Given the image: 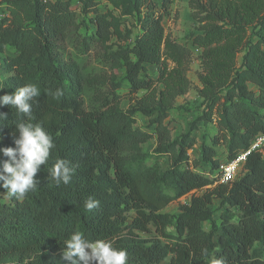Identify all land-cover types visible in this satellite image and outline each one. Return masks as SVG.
Masks as SVG:
<instances>
[{
  "label": "trees",
  "instance_id": "16d2710c",
  "mask_svg": "<svg viewBox=\"0 0 264 264\" xmlns=\"http://www.w3.org/2000/svg\"><path fill=\"white\" fill-rule=\"evenodd\" d=\"M170 2L129 0L125 13L134 14L138 30L128 45L106 50L103 67L122 75L105 80L91 78L92 67L78 58L92 45L104 47L118 27L99 12L97 0H83L81 11L92 13L94 28L86 30L82 21L78 32L73 0H0V45L14 54L0 96L29 83L39 87L32 122L55 143L36 174L35 191L18 201L0 187V264H62L63 241L73 232L112 241L127 251L128 264H264V152L248 154L242 174L224 183L215 149L223 143L231 161L264 134V0H189L198 23L189 37L201 59L204 110L198 119L215 123L211 144L193 133L198 119L174 138L164 123L176 97L190 88L193 57L189 46L165 33ZM75 36L78 53L69 58L62 42ZM57 88L63 90L58 99L47 95ZM119 88L133 101L126 109ZM0 112L7 114L0 148L14 147L15 124L26 118L9 105ZM137 113L148 117L151 132L133 127ZM152 134L156 147L148 162L143 144ZM196 144L200 157L190 159ZM6 158L2 153L1 161ZM58 159L75 169L67 185L49 177ZM191 191L176 213L163 212ZM89 197L100 202L92 212L83 207ZM152 229L150 236L139 234Z\"/></svg>",
  "mask_w": 264,
  "mask_h": 264
},
{
  "label": "rangeland",
  "instance_id": "374dc122",
  "mask_svg": "<svg viewBox=\"0 0 264 264\" xmlns=\"http://www.w3.org/2000/svg\"><path fill=\"white\" fill-rule=\"evenodd\" d=\"M77 11V22H79V28H84V24H88L86 30H92L94 28V22L91 21L92 13H84L81 11L83 0H73ZM97 8L99 12L106 15L107 18H114L117 20L118 27L112 31L105 41V46H95L89 47L87 52L78 53L77 46H79V40L77 37L67 38L66 41L62 42L63 50L67 53L69 58H73L74 53H78V58H81L87 67H92V71L95 72L91 78L96 79L98 76L109 78L112 80H120L122 72L121 70L110 71L108 67H103V62L106 58V50H115L118 47L126 46L132 42L134 35L137 32V27L135 24V16L133 13L126 14L125 9L129 8V0H97ZM5 12H0V17L4 15ZM162 24L165 33L169 34L173 39L178 42L189 46L192 49V60L189 65V70L187 72V77L190 80L189 90L178 97L174 101L173 107L169 110L168 116L165 118L164 123L167 124L171 138L180 136L184 134L191 123L195 122L196 119L202 116L204 110V102L202 97L199 95L200 82L198 80L197 73L201 70V59L199 57L200 49L191 44L190 33L197 32L198 23L192 17V9L189 4V0H171L169 5V13L162 20ZM81 31V30H80ZM13 51L7 47V45H0V81L10 74L7 71V60L10 56H13ZM241 53L237 56V62H240ZM148 70L151 74L154 71V67L149 66ZM122 94V99L120 106L126 109L131 102L130 97L127 96L125 88H119L116 90ZM141 91L137 96L141 95ZM133 95L132 97H134ZM135 122L133 127L146 130L148 132L152 131V126L149 125L148 117L141 113L135 114ZM215 123H209L204 119H198L193 127V133L196 135L198 142L205 140L207 144H211V138L216 133ZM156 147V135L152 134L151 137L143 144V150L147 152L150 156L148 162L154 157V148ZM217 151V157L219 162L226 161V153L224 151L223 143L219 142L215 145ZM188 155L190 159H198L200 157V151L198 145H194L193 148L188 150ZM2 152H0L1 161ZM7 159V158H6ZM160 161L163 165L167 163L166 155L161 156ZM206 166V165H202ZM235 179H237L243 172V168L239 166L236 171ZM185 194L178 199L170 202L164 209L163 212L176 213L180 204L184 203L190 198L191 193ZM201 193L197 191L196 194ZM219 202L214 199L212 203V209H214L215 214H218ZM207 226V225H206ZM141 236H150L154 234V231L139 232ZM157 264H166V259L161 260Z\"/></svg>",
  "mask_w": 264,
  "mask_h": 264
},
{
  "label": "clouds",
  "instance_id": "9594fccd",
  "mask_svg": "<svg viewBox=\"0 0 264 264\" xmlns=\"http://www.w3.org/2000/svg\"><path fill=\"white\" fill-rule=\"evenodd\" d=\"M4 88L0 85V89ZM41 94L35 84H25L18 87L11 94L0 96V106L14 107L18 114L26 119L15 124L19 133L14 138V147H2L0 152L7 159L0 161V187L6 190L7 195L21 201L25 196L38 187L36 174L42 165L48 163L55 143L52 135L34 120L33 101ZM47 95L59 98L63 90L57 88ZM7 114L0 112V121H5ZM3 124H0L2 126ZM74 167L69 161L58 159L50 171V178L57 186L69 184L74 174ZM100 202L89 197L84 201L86 212L99 208ZM66 247L60 255L62 264H128V253L118 249L112 241H89L80 232H73L69 239L63 241Z\"/></svg>",
  "mask_w": 264,
  "mask_h": 264
},
{
  "label": "built area",
  "instance_id": "2783aa9c",
  "mask_svg": "<svg viewBox=\"0 0 264 264\" xmlns=\"http://www.w3.org/2000/svg\"><path fill=\"white\" fill-rule=\"evenodd\" d=\"M252 151H259L262 153L264 152V134H257L247 150L238 154L231 161H225L219 165V181L226 183L234 180L237 173L236 171L238 170L239 166L242 167L247 155Z\"/></svg>",
  "mask_w": 264,
  "mask_h": 264
}]
</instances>
